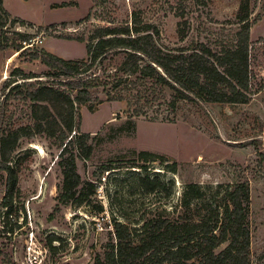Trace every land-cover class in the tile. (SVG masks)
Listing matches in <instances>:
<instances>
[{
    "label": "rangeland",
    "instance_id": "1",
    "mask_svg": "<svg viewBox=\"0 0 264 264\" xmlns=\"http://www.w3.org/2000/svg\"><path fill=\"white\" fill-rule=\"evenodd\" d=\"M243 1L5 0L4 6L2 0L0 141L5 147L0 160L17 169V183L5 205L7 175L0 169V264H106L109 244L117 242L113 219L139 232L144 221L164 207L170 209L182 187L191 182L248 185V264H264V43L257 42L264 40V0H248L252 22L248 102L180 101L169 112L159 104L161 99L140 116L125 101H106L102 93L91 102L76 103L79 130L89 135L92 146L89 159H76L81 181L95 185L85 201L79 202L78 192L68 204L59 202L58 145L34 129L25 87H12L3 96L6 87L22 81L15 68L36 75L48 71L39 59L31 58L35 52L47 47L65 59H85V44L95 28L130 23L133 11L154 24L169 47L202 42L219 50L232 42L238 29L235 15ZM182 5L190 30L179 41ZM35 39L42 43L33 44ZM19 45L22 48L16 50ZM157 108L159 117L152 118V109ZM167 114L169 119L160 118ZM13 130L20 135L9 149ZM145 174L172 181L174 194L145 193L139 183ZM86 186L81 195L87 193Z\"/></svg>",
    "mask_w": 264,
    "mask_h": 264
},
{
    "label": "trees",
    "instance_id": "2",
    "mask_svg": "<svg viewBox=\"0 0 264 264\" xmlns=\"http://www.w3.org/2000/svg\"><path fill=\"white\" fill-rule=\"evenodd\" d=\"M0 10L3 11L2 0ZM184 10L185 7L178 14L179 41L185 40L190 30ZM249 16V1L245 0L235 15L238 29L232 42L213 50L202 42L197 46L169 47L162 43L158 28L133 11L130 23L95 28L85 44V59H65L42 49L31 58L39 59L47 67L46 73L26 74L15 68L14 74L22 81L6 87L3 96L12 87H25L24 98L30 102L34 129L57 143V163L62 173L59 202L68 204L78 192L82 202L95 190L93 183L81 181L76 170V159L87 160L92 153L89 135L79 130L76 103L91 102L102 93L106 101H125L131 112L140 116L147 115L148 108L161 99L159 104H165L169 112L176 110L180 101L248 102L252 94ZM260 41L264 43L257 40ZM20 48L22 45L16 50ZM158 110L152 109V118L159 117ZM160 118L169 119V115ZM19 135L17 130L12 131L9 149ZM4 147L1 140L0 151ZM0 169L7 175L2 201L6 205L16 189L17 169L1 160ZM172 171H176L175 166ZM139 183L145 193L174 194L170 187L173 182L160 175L145 174ZM81 184L84 185L79 188ZM85 185L87 193L81 195ZM249 204L246 183L215 187L186 183L175 204L144 221L139 232L113 219L117 242L109 244L106 264H248ZM221 245L224 246L217 250Z\"/></svg>",
    "mask_w": 264,
    "mask_h": 264
},
{
    "label": "built area",
    "instance_id": "3",
    "mask_svg": "<svg viewBox=\"0 0 264 264\" xmlns=\"http://www.w3.org/2000/svg\"><path fill=\"white\" fill-rule=\"evenodd\" d=\"M34 43H42V40L35 39V40L33 41V44H34Z\"/></svg>",
    "mask_w": 264,
    "mask_h": 264
},
{
    "label": "crops",
    "instance_id": "4",
    "mask_svg": "<svg viewBox=\"0 0 264 264\" xmlns=\"http://www.w3.org/2000/svg\"><path fill=\"white\" fill-rule=\"evenodd\" d=\"M4 6H5V0H4ZM7 10V9H6ZM8 11V10H7ZM9 12V11H8ZM10 13V12H9ZM13 15V14H12ZM14 16H16V15H14ZM46 49L45 50H47V51H49V52H51L47 47H45Z\"/></svg>",
    "mask_w": 264,
    "mask_h": 264
}]
</instances>
